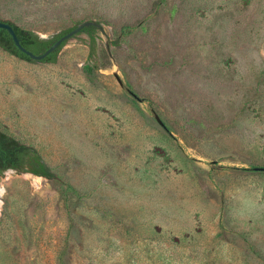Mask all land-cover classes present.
<instances>
[{
    "label": "rangeland",
    "instance_id": "rangeland-1",
    "mask_svg": "<svg viewBox=\"0 0 264 264\" xmlns=\"http://www.w3.org/2000/svg\"><path fill=\"white\" fill-rule=\"evenodd\" d=\"M0 19L102 25L92 59L84 36L54 63L0 47V128L70 186L0 175V264H264V0H0Z\"/></svg>",
    "mask_w": 264,
    "mask_h": 264
},
{
    "label": "trees",
    "instance_id": "trees-1",
    "mask_svg": "<svg viewBox=\"0 0 264 264\" xmlns=\"http://www.w3.org/2000/svg\"><path fill=\"white\" fill-rule=\"evenodd\" d=\"M4 21H8L12 24L21 44L35 54L44 53L62 35L68 33L72 29L76 28L78 25L86 22L80 21L75 26L65 28L52 37H43L40 36L37 32L26 28L16 22L9 20ZM127 28L130 27L127 26ZM100 30H102V27L93 24H88L73 36V38L79 36L85 37L84 43L89 47L90 59L95 58V55L97 54V39L99 37ZM67 41L68 40H65L55 51L51 52L47 57H45L41 61L51 63L56 62L59 51L67 43ZM116 43V40L112 41L111 45H115ZM0 47L3 50L21 59L27 61H36L32 59L29 55L22 52L15 45L12 36L8 32V30L4 28H0ZM89 65V68L93 67L91 63ZM7 168H16L18 171L21 172H29L37 176L45 177L53 181L60 188L62 194L64 195L67 193L68 189H70V186L66 182H64L62 176L47 163V161L38 149H36L33 145L20 141L13 135L0 128V175H2L4 170ZM61 263L64 264L63 262Z\"/></svg>",
    "mask_w": 264,
    "mask_h": 264
},
{
    "label": "water",
    "instance_id": "water-1",
    "mask_svg": "<svg viewBox=\"0 0 264 264\" xmlns=\"http://www.w3.org/2000/svg\"><path fill=\"white\" fill-rule=\"evenodd\" d=\"M88 24H93V25H97L102 27V25L96 21H91V22H84L80 25H78L76 28L72 29L71 31H69L68 33L62 35L59 39L56 40V42L54 44L51 45V47L49 49H47L44 53L42 54H35L33 53L31 50L27 49L26 47H24L17 34L16 31L14 30L12 24L8 21H4V20H0V28H4L6 30H8V32L10 33V35L12 36V39L15 43V45L25 54L29 55L32 59L36 60V61H41L42 59H44L45 57H47L51 52L55 51L65 40H70L73 38V36L78 33L84 26L88 25ZM107 47H108V43H107ZM116 79L118 80L119 84L121 86H124V82L121 79V77L119 76V74L117 72L114 73ZM255 169H261L264 170V167H257ZM32 175H35L33 173H31Z\"/></svg>",
    "mask_w": 264,
    "mask_h": 264
},
{
    "label": "flooded vegetation",
    "instance_id": "flooded-vegetation-1",
    "mask_svg": "<svg viewBox=\"0 0 264 264\" xmlns=\"http://www.w3.org/2000/svg\"><path fill=\"white\" fill-rule=\"evenodd\" d=\"M7 170H16V171H18L16 168H7V169L4 170V172L7 171Z\"/></svg>",
    "mask_w": 264,
    "mask_h": 264
}]
</instances>
